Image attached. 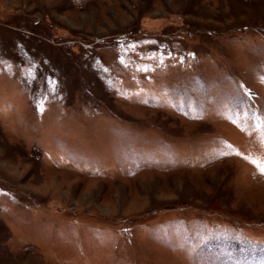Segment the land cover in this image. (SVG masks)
<instances>
[{
	"label": "rangeland",
	"instance_id": "1",
	"mask_svg": "<svg viewBox=\"0 0 264 264\" xmlns=\"http://www.w3.org/2000/svg\"><path fill=\"white\" fill-rule=\"evenodd\" d=\"M0 264H264V0H0Z\"/></svg>",
	"mask_w": 264,
	"mask_h": 264
}]
</instances>
